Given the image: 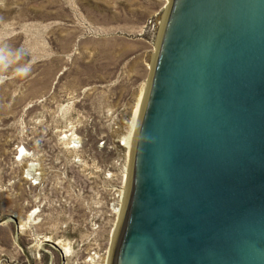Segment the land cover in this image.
I'll return each mask as SVG.
<instances>
[{
    "label": "rangeland",
    "instance_id": "374dc122",
    "mask_svg": "<svg viewBox=\"0 0 264 264\" xmlns=\"http://www.w3.org/2000/svg\"><path fill=\"white\" fill-rule=\"evenodd\" d=\"M171 3L0 0V264H110Z\"/></svg>",
    "mask_w": 264,
    "mask_h": 264
},
{
    "label": "water",
    "instance_id": "95a60500",
    "mask_svg": "<svg viewBox=\"0 0 264 264\" xmlns=\"http://www.w3.org/2000/svg\"><path fill=\"white\" fill-rule=\"evenodd\" d=\"M129 187L111 264H264V0H172Z\"/></svg>",
    "mask_w": 264,
    "mask_h": 264
},
{
    "label": "bare ground",
    "instance_id": "6f19581e",
    "mask_svg": "<svg viewBox=\"0 0 264 264\" xmlns=\"http://www.w3.org/2000/svg\"><path fill=\"white\" fill-rule=\"evenodd\" d=\"M157 55H158V53H157ZM156 59H157V56H156ZM150 85H151V83H150ZM149 89H150V86H149ZM148 93H149V90H148V92H147L146 97H145L143 100L140 99V100H141V103H140V105L138 106L139 108L136 110V113H135V114L138 115V117H139V122H138V124H137L136 130H134L135 132H134V133L132 132V133L130 134V136L126 138L128 141H125V143H123V144H129V146H131V142H132L133 157H134L135 142H136V138H137V135H138L139 126H140V121H141L142 114H143V111H144V108H145V104H146V101H147ZM127 142H128V143H127ZM129 150H131L130 147H129ZM133 157H132V166H133ZM30 170H31L33 173L35 172L36 168H35V165H34V164L31 165V169H30ZM130 172L132 173V167H131V169H130ZM131 173H130L129 178H128V182H129V184H128L127 192H125V195H126V197H125V205L123 206V207H124V208H123V211L121 210V212H122V219H123V216H124V213H125V209H126L127 197H128V195H129V188H130L129 186H130V180H131ZM35 175H36V174H35ZM121 223H122V222H121ZM120 227H121V225H120ZM120 227H119V230H120ZM119 230H118V233H119ZM118 233H117V236H118ZM117 236H116V240H117ZM48 240H50V239H47V241H48ZM115 242H116V241H115ZM56 244L62 246L61 241H58ZM62 248H63L64 251H65V256H68V255H69V252H70L69 247H67V246H62ZM112 254H113V252H112ZM111 259H112V256H111ZM110 264H111V261H110Z\"/></svg>",
    "mask_w": 264,
    "mask_h": 264
},
{
    "label": "built area",
    "instance_id": "2783aa9c",
    "mask_svg": "<svg viewBox=\"0 0 264 264\" xmlns=\"http://www.w3.org/2000/svg\"><path fill=\"white\" fill-rule=\"evenodd\" d=\"M126 179H127V178H126V176H125V179H124L125 182H126ZM31 180H34V177H32ZM37 184H39V182H38ZM122 198H123V194H122Z\"/></svg>",
    "mask_w": 264,
    "mask_h": 264
}]
</instances>
